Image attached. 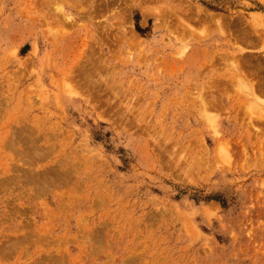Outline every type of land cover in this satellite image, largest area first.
Instances as JSON below:
<instances>
[{"label": "rangeland", "instance_id": "obj_1", "mask_svg": "<svg viewBox=\"0 0 264 264\" xmlns=\"http://www.w3.org/2000/svg\"><path fill=\"white\" fill-rule=\"evenodd\" d=\"M0 264H264V0H0Z\"/></svg>", "mask_w": 264, "mask_h": 264}]
</instances>
